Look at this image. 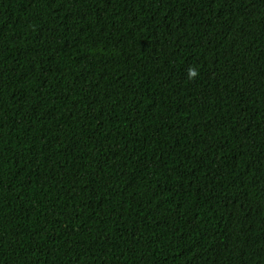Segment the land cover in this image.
<instances>
[{
	"label": "trees",
	"instance_id": "1",
	"mask_svg": "<svg viewBox=\"0 0 264 264\" xmlns=\"http://www.w3.org/2000/svg\"><path fill=\"white\" fill-rule=\"evenodd\" d=\"M0 264H264V0H0Z\"/></svg>",
	"mask_w": 264,
	"mask_h": 264
},
{
	"label": "clouds",
	"instance_id": "2",
	"mask_svg": "<svg viewBox=\"0 0 264 264\" xmlns=\"http://www.w3.org/2000/svg\"><path fill=\"white\" fill-rule=\"evenodd\" d=\"M190 77H194L196 75L195 71H190L189 73Z\"/></svg>",
	"mask_w": 264,
	"mask_h": 264
}]
</instances>
